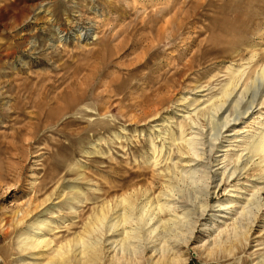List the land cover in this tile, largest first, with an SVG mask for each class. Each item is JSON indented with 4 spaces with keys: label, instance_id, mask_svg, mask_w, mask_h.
<instances>
[{
    "label": "rangeland",
    "instance_id": "obj_1",
    "mask_svg": "<svg viewBox=\"0 0 264 264\" xmlns=\"http://www.w3.org/2000/svg\"><path fill=\"white\" fill-rule=\"evenodd\" d=\"M263 65L264 0H0V264H28L42 252L45 263L103 203L134 186L148 184L153 205L163 201L167 167L179 172L187 165L178 149L184 146L180 124L183 136L201 131L206 142L189 167L219 173L216 160L225 154L228 160L264 128V102L259 105L258 93L253 108L221 128V117L236 112L228 102L212 115L213 97L229 69L240 67L248 86L241 108L260 90L256 73ZM155 106L158 113L146 118L142 110ZM256 167L249 162L236 178L210 189L205 219L180 249L181 264L261 260L264 210L247 242L232 252L218 247L209 254L216 232L202 224L215 214L216 224L230 227L253 186L264 184ZM30 198L41 206L22 222L12 220ZM227 199L233 204L219 210ZM44 219L58 224L38 233L51 244L22 249V230ZM121 233V227L93 233L101 251L97 264L112 263ZM152 244L141 264L160 257Z\"/></svg>",
    "mask_w": 264,
    "mask_h": 264
},
{
    "label": "bare ground",
    "instance_id": "obj_2",
    "mask_svg": "<svg viewBox=\"0 0 264 264\" xmlns=\"http://www.w3.org/2000/svg\"><path fill=\"white\" fill-rule=\"evenodd\" d=\"M243 70H240V67L229 69L228 79L220 85L218 94L214 95V101L211 102L209 107V112L212 115H216L226 107V103H232L236 114L232 115L229 113L221 117V123L219 124L221 128L226 127L232 121L238 120L240 115H245L250 108H253L258 93L259 105H262L264 102L263 65L256 73L262 79L260 84L261 91L256 87L257 91L254 93L252 99H249L247 103L238 109L248 88L247 82L244 85L241 82ZM142 112L146 118L154 116L155 112L158 113L156 106L152 109H143ZM196 123L193 121L192 124ZM179 128V139L182 140L184 146L178 149L181 155L188 157L186 166L189 167L192 165L191 163L197 162L201 158V153L203 154L202 147L206 142L202 137L201 131L193 132L188 137H185L183 136L185 132L183 125L180 124ZM239 133L237 131V134ZM216 139L214 136L208 141L211 145L210 150H213L216 146ZM176 140L177 138H174V141ZM210 150L208 151L210 152ZM158 152L159 150H156V148L153 150L154 159L151 157L153 163L157 162ZM245 156L246 158L243 159ZM226 157L227 154L221 157V159L218 158L216 160L217 165L222 164L219 167L221 169L219 173L216 172V169L212 171L208 168V171L200 170L201 168L191 169L190 167V169H184L186 166L180 169L179 172H175L168 166V178L165 181L166 187L159 192L160 196L163 195V201L159 197L156 204L153 205L152 199L149 196L151 187L148 184L145 186L143 184L134 186L132 189L116 195L111 204L108 201L103 203L99 207L98 212H95L85 223L83 230L54 248L53 257L45 263H42L40 260L42 254L44 255L42 252V254H35V258H31L32 260L28 264H97L101 260V251L99 250V241L94 239L92 235L97 231H103L104 227H107V230L112 232L117 231L119 227L122 228L121 237L114 240L116 243L113 248L115 254L111 257V264H141L142 253H144L143 251H145L146 246L151 243H153L152 248L154 252L158 251L160 253V257L154 264H181L184 262L182 261L184 259L181 258L180 249L191 240L197 224L202 219H205L210 199V189H213V192H215L225 182L230 181L232 178L234 179V177L236 178L247 167L249 162L258 166L255 169L259 172L257 178H264V128L248 136V140L244 145L233 152L228 160H225ZM231 163L233 165L229 167ZM174 167L176 166L174 165ZM206 167L204 166L205 169ZM263 192L264 184L253 186L252 191L246 195V200L238 208V216L230 224V227L228 225L224 227L223 224H216L218 216L215 214L210 216L211 224H207L206 221L202 223L203 230L211 231L214 229L213 232H216L212 242L213 246L211 251L208 252L209 254L213 253L218 247L220 250L232 252V248L237 242L241 245H243L242 240L243 242L244 240L247 242L248 233L258 218L260 211L264 210V197L261 196ZM73 198L77 202L82 201L76 197ZM175 198L180 202H174ZM36 201V199L30 198L26 208L16 213L13 212L14 216L12 220H15L17 223L22 222L32 212V209L36 210L41 206ZM232 202V199L220 202L218 206L222 208L219 210L222 211L224 209L225 211V209H228L233 204ZM109 212H113L115 216L109 218ZM160 213L168 214L169 217H157ZM50 221L49 219H44L29 223L27 228L22 230L19 237V242L23 244L21 246L22 249L35 250L48 247L52 240L38 233L41 234L48 227L50 230L58 227V224ZM223 234L226 235L225 239H223ZM156 241H158V246L154 244ZM73 248L78 251L77 255H71L74 251ZM257 264H264V256Z\"/></svg>",
    "mask_w": 264,
    "mask_h": 264
}]
</instances>
